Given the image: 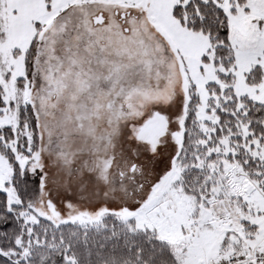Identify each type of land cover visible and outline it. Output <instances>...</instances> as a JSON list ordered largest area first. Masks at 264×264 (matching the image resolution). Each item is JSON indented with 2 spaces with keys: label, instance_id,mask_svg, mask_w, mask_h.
I'll use <instances>...</instances> for the list:
<instances>
[{
  "label": "snow or ice",
  "instance_id": "6c2138e0",
  "mask_svg": "<svg viewBox=\"0 0 264 264\" xmlns=\"http://www.w3.org/2000/svg\"><path fill=\"white\" fill-rule=\"evenodd\" d=\"M0 264H264V0H0Z\"/></svg>",
  "mask_w": 264,
  "mask_h": 264
}]
</instances>
